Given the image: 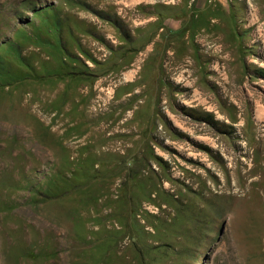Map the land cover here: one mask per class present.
Returning a JSON list of instances; mask_svg holds the SVG:
<instances>
[{
  "label": "rangeland",
  "instance_id": "1",
  "mask_svg": "<svg viewBox=\"0 0 264 264\" xmlns=\"http://www.w3.org/2000/svg\"><path fill=\"white\" fill-rule=\"evenodd\" d=\"M120 1L0 0V264H264V0ZM80 88L139 134L54 171Z\"/></svg>",
  "mask_w": 264,
  "mask_h": 264
},
{
  "label": "crops",
  "instance_id": "2",
  "mask_svg": "<svg viewBox=\"0 0 264 264\" xmlns=\"http://www.w3.org/2000/svg\"><path fill=\"white\" fill-rule=\"evenodd\" d=\"M200 1L201 0H180L178 3L171 5V3H159L157 0H121L120 3L123 4V8L119 9V14H122L123 12L126 13V15H123L126 20L130 11L132 13V18L128 17L130 18L129 20L134 19L137 24V29L134 30V34L136 36L135 39H147L153 25V23H151L153 21V15L150 14V10L155 12L156 7L160 5L164 7H176L178 9L183 5L187 6L189 3H191L192 7L195 3L199 6ZM198 9L199 7L197 8V11ZM164 18L166 21L169 20L167 17ZM138 31L139 33L137 34ZM79 79L84 80L83 78ZM79 93L80 95L76 97L77 102L75 103L77 106L75 108L71 107V109H67L69 115H71L73 110L76 111V115L74 114L76 119L75 116L74 118L73 116H70L66 121H63V116H61V118L56 121L58 124L48 122V125L53 128V131L60 134L61 140L59 143L60 147H58L54 144L50 145L46 138H43L46 140V149H50L49 155L52 156L50 161L54 171L68 172L72 170V168H76L77 163H73V153L75 152L74 142L78 141L80 138H83L85 141V145L82 147V157L80 159V165L84 166L85 162L89 158V154L97 150L96 147L102 145V149H104L106 153H115L117 143L122 142L126 144L125 140L134 139L135 133L139 134V130L137 129L138 122L135 119L130 120L124 126L119 127L118 123H115V120L117 121V119H115L117 117V113H115L116 115L111 114V116H100L91 112V90H89V93H85L83 89L80 88ZM119 95H121V92L118 93V96ZM122 99V97L119 98V100ZM78 106L79 110L77 109ZM130 144L131 145L129 146L133 147L132 143ZM102 158L105 162V169L107 170H112L119 164L113 156L110 157V154L102 155ZM97 166L98 164H96V167Z\"/></svg>",
  "mask_w": 264,
  "mask_h": 264
},
{
  "label": "built area",
  "instance_id": "3",
  "mask_svg": "<svg viewBox=\"0 0 264 264\" xmlns=\"http://www.w3.org/2000/svg\"><path fill=\"white\" fill-rule=\"evenodd\" d=\"M164 2H166L167 4L168 3H171V0H164ZM98 103H100L99 101H98ZM128 121V118H125V119H123V121H122V124H124L125 122H127ZM117 145H118V151H120V153H125V148L123 149V145H122V143H117Z\"/></svg>",
  "mask_w": 264,
  "mask_h": 264
}]
</instances>
